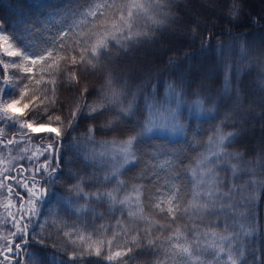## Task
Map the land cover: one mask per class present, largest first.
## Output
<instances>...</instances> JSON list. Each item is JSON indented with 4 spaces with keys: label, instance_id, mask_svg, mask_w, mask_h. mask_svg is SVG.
Segmentation results:
<instances>
[{
    "label": "snow or ice",
    "instance_id": "6c2138e0",
    "mask_svg": "<svg viewBox=\"0 0 264 264\" xmlns=\"http://www.w3.org/2000/svg\"><path fill=\"white\" fill-rule=\"evenodd\" d=\"M173 12V0H89L87 9L80 14L82 22L69 26L40 51L25 49L0 23V52L14 58L0 60L4 67L0 73V130L12 133L11 138L0 143L22 145L23 155L13 159L28 162L27 167L20 166L17 176H3V181L15 180L26 198L16 193L19 207L9 213L14 231L4 238L0 264H12L13 258H22L31 243L46 244L52 239L47 229L53 214L43 209L51 186L61 179L60 173L68 164L62 156L69 147L65 138L69 129L74 130L78 114L95 119L97 113L111 117L102 127L113 132L123 128L130 134L123 140L102 142L99 150L93 149L84 157L86 164L100 167L103 175L90 176L99 185L90 193L84 191V181L77 180L73 190L84 203L77 204L73 211L78 216L95 213L89 202H101L109 206L111 214L119 212L121 216L127 207V219H116L112 238L106 241L98 238L85 245L84 235L77 233L72 239L73 234L65 232L64 236L73 245L77 239L81 241L79 247L66 250L71 264H86L90 256L114 264H132L144 254L154 258L150 264H249V253L255 259L252 243L258 231L255 194L264 190V163L239 166L242 154L229 150L236 134L225 132L222 127L227 115L210 130L208 149L200 154L194 166L183 169L184 175L191 178L187 184L179 158L161 159L159 151L145 153L141 147L143 138L154 131L178 127L175 110L178 105L157 100L149 92L140 109L138 100L144 89L138 86L135 92L130 90L129 81L118 74L117 58L150 39L156 29L170 20ZM233 70V65L225 60L226 85L232 83ZM81 74L104 77V85L96 93V104L78 103L66 122L54 112L47 115V122L36 121L31 116L25 118L26 110L37 102L45 105V113L55 109L61 88L78 84ZM168 88L178 100L179 85L169 84ZM87 92L85 87L82 94ZM87 132L88 139L93 140L95 128L89 127ZM137 162L143 171L129 189L122 179L123 170ZM224 167L231 173L227 183L221 178ZM8 171L6 168L5 172ZM241 172L247 175L246 181L240 177ZM3 181L0 188L7 187L12 194L14 188ZM162 190L163 194L158 195ZM132 203L135 210L130 207ZM145 206L156 211L145 213ZM157 213L166 215L157 219ZM218 221L222 222V229H218ZM100 229L108 231L104 224ZM88 239L91 240V233ZM116 240L121 243L114 244ZM16 264H20V259H16Z\"/></svg>",
    "mask_w": 264,
    "mask_h": 264
},
{
    "label": "trees",
    "instance_id": "16d2710c",
    "mask_svg": "<svg viewBox=\"0 0 264 264\" xmlns=\"http://www.w3.org/2000/svg\"><path fill=\"white\" fill-rule=\"evenodd\" d=\"M88 5L89 0H0V23L18 38L19 44L25 49L40 51L47 48L69 26L80 24L81 11L86 10ZM173 7L170 20L156 29L150 39L117 58L118 74L121 79L129 81L130 90L135 92L138 86L144 89L138 100L140 109H143L144 96L149 92L157 100L167 101L168 97L173 96L168 85H179V99L183 103L179 120L183 126V135H148L143 138V151H159L161 159L173 156L179 158L182 161L180 171L187 184L191 178L184 175L183 169L194 166L200 154L208 149V136L212 134L210 130L219 125L227 115L228 120L222 127L225 132L236 134L229 150L242 154L239 166L264 163V0H173ZM12 59L14 58L0 55V60ZM225 60L234 68L230 86L225 82ZM3 71V64L0 63V73ZM103 85L102 75L81 74L78 84L61 88L55 109L45 113V105L37 102V105L26 110L25 118L31 116L36 121L43 119L47 122V115L54 112L66 122L78 103L96 104V93ZM85 87L88 92L82 94ZM195 103H200L202 109L210 113L197 115L193 108ZM96 116L93 119L78 114L74 130L69 129L65 138L69 147L63 151L62 156L68 164L60 173L61 179L51 186L43 209L45 213L53 214L50 218L51 226L47 229L52 239L46 244L31 243L27 246L28 250L22 253V258H13L12 264H16V259H20V264H71L66 250L79 247L81 241L77 239L73 245L64 236L65 232H71L72 239H75L77 233L84 235L85 245L98 238L106 241L112 238L116 219H127V207L120 206L125 207L124 215L121 216L119 212L111 214L109 206L101 202H89L95 213L88 212L78 216L73 211L77 204L84 203L82 199H77L73 190L77 180L82 179L84 191L90 193L99 187L90 176L93 173L103 175L100 167L86 164L84 157L93 149L99 150L102 142L112 141L114 138L123 140L130 134L123 128L113 132L102 127L111 119L109 115L97 113ZM89 127L95 128L93 140L88 139ZM11 136L12 133L7 129L0 130V140ZM72 137L76 139L72 140ZM27 164L26 160L20 159L19 165L12 172L13 176H17L20 166L27 167ZM142 171L143 167L139 162L128 165L123 170L122 179L129 189ZM239 175L243 181L248 178L244 172ZM230 176L229 168H222L221 178L226 183ZM4 184L12 186L14 191L9 194L7 187L0 189V249L5 243L4 238L14 231L9 213L16 212L19 207L20 200L16 193L19 192L26 198V193L16 185L15 180L9 179ZM152 190H155L154 187ZM161 194L163 190L158 193ZM123 195L122 191L121 196ZM255 195L257 209V204L260 207L264 201V190ZM5 205H8L7 209ZM130 207L135 210V203ZM144 211L147 213L156 210L145 206ZM255 214L258 217L256 222L260 238L258 240L256 235L252 238L255 259L249 253V264H264V220L261 214ZM163 215L166 213H157L156 218L161 219ZM102 224L108 231L100 229ZM217 225L218 229H222V222L218 221ZM89 233L91 240L88 239ZM257 242H260L259 245ZM116 243L121 241H114ZM153 259L144 254L133 260L132 264H150ZM2 260L3 256L0 255V261ZM86 264L114 262L90 256L86 258Z\"/></svg>",
    "mask_w": 264,
    "mask_h": 264
},
{
    "label": "rangeland",
    "instance_id": "374dc122",
    "mask_svg": "<svg viewBox=\"0 0 264 264\" xmlns=\"http://www.w3.org/2000/svg\"><path fill=\"white\" fill-rule=\"evenodd\" d=\"M0 55L4 56V54L2 52H0ZM167 102L169 105H178V107L175 109L177 112V125H178V127L170 129V130H165V131H154L152 134H161V135H169V136H173V137H181L183 135V126L181 125L180 120H179V112H180V109L183 108V103L180 101V99L177 100L173 96L168 97ZM191 107H192V105L190 106V108ZM193 108L196 109V111H195L196 114L200 115V116H203V115L210 113L209 111H204L202 109V106L200 103H195L193 105ZM152 134H150V135H152ZM21 147H22V145H20V144H12V145L5 146L4 144L0 143V181H3L4 175H8L10 177L13 176L12 172L15 169V167H17L19 165V161H20V159H13V158L18 157L20 155H23V153L20 152ZM6 168L9 169L8 172H5ZM3 183H5V181H3ZM133 201H134V199H133ZM257 207H258L257 209L256 208L254 209V212L261 214V216L264 220V201L260 207L257 204ZM255 219H256V221L258 220V217L256 214H255ZM263 231H264V229H263ZM256 236L258 237V240H259L260 234H258V232L256 233ZM263 236H264V233H263ZM257 243L259 245L260 242H257ZM262 251H264V244H263Z\"/></svg>",
    "mask_w": 264,
    "mask_h": 264
}]
</instances>
